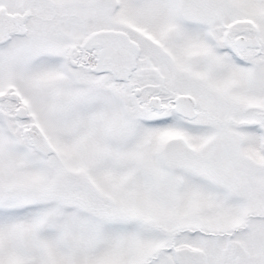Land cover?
I'll list each match as a JSON object with an SVG mask.
<instances>
[{
  "label": "snow or ice",
  "instance_id": "obj_1",
  "mask_svg": "<svg viewBox=\"0 0 264 264\" xmlns=\"http://www.w3.org/2000/svg\"><path fill=\"white\" fill-rule=\"evenodd\" d=\"M0 264H264V0H0Z\"/></svg>",
  "mask_w": 264,
  "mask_h": 264
}]
</instances>
